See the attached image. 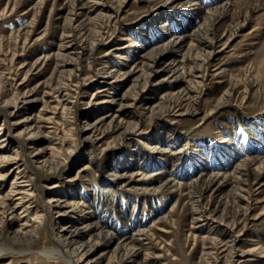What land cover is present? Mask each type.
I'll return each mask as SVG.
<instances>
[{"label":"rangeland","instance_id":"1","mask_svg":"<svg viewBox=\"0 0 264 264\" xmlns=\"http://www.w3.org/2000/svg\"><path fill=\"white\" fill-rule=\"evenodd\" d=\"M0 88V264H264V0H0Z\"/></svg>","mask_w":264,"mask_h":264},{"label":"bare ground","instance_id":"2","mask_svg":"<svg viewBox=\"0 0 264 264\" xmlns=\"http://www.w3.org/2000/svg\"><path fill=\"white\" fill-rule=\"evenodd\" d=\"M99 2V1H98ZM99 4V3H98ZM103 4V3H102ZM101 4V5H102ZM104 6V5H103ZM100 14V13H99ZM98 14V15H99ZM118 16V15H117ZM116 16V17H117ZM119 17V16H118ZM111 18H114L115 19V12L113 14H111ZM251 35V32L249 33ZM69 37V36H67ZM69 40V39H68ZM66 41V40H65ZM173 46H178V41L177 40H172L171 41ZM244 43V42H243ZM92 45H94V47L98 46L97 43H93ZM242 45V43L240 44ZM84 46V45H83ZM85 47V46H84ZM84 47H77L76 46V43H74L73 41H66L65 45H64V53L63 56L65 57H69V60L65 62V64L63 65V69H62V72H65V68H70V67H73L75 66V64L78 63L79 59L82 58V55L83 54H87V50L84 49ZM93 48L91 47L90 50H92ZM178 51V50H177ZM93 53V52H92ZM61 54V55H62ZM79 55L76 59V63L72 60L73 57H75V55ZM90 54V53H89ZM94 54V53H93ZM88 57V56H87ZM148 62H146L148 68H150V76H153V74L157 73L160 69H158L156 66V62L152 61V60H147ZM152 61V62H151ZM165 65V64H164ZM166 65H169V64H166ZM77 67V65H76ZM106 73V72H105ZM130 73V72H129ZM173 74L176 73V71H173L172 72ZM127 75V73H124ZM123 74V75H124ZM113 76V75H112ZM129 76V75H128ZM121 77V76H120ZM114 78H119V74ZM125 79V77H124ZM127 80V79H126ZM4 90V89H3ZM3 90L0 88V100H2V98H4V92ZM5 91V90H4ZM6 96V95H5ZM126 97L127 95H124L122 96V99L120 100L121 104V108H123L125 106L124 104V100H126ZM27 100V99H26ZM127 101V100H126ZM27 101H25V98L24 99H16L14 100V98H10V99H6L4 101V106L8 107V109H11V106H13L14 109H12L10 111V113L12 114L15 110H20L22 109V104H25ZM223 102V101H222ZM22 103V104H20ZM161 108V107H160ZM7 110V108H6ZM24 110V108H23ZM144 113L142 112V115ZM184 114V113H183ZM181 113H178V115H183ZM146 115V114H145ZM144 116V115H143ZM143 118V117H142ZM27 119H23V120H20L19 122H21V124H23V122H26ZM112 120V119H111ZM18 122V121H17ZM25 127V126H24ZM22 128V127H21ZM129 128V127H128ZM1 130V129H0ZM11 134V133H10ZM34 132L32 131L31 127H25V128H22L21 130H18L17 132V136L20 137V138H25L23 141H29L28 143L31 144L30 148H33L32 149V157H35L36 159H40L42 156V154L45 152V151H42L41 149H38L33 147L34 145V141H35V137H34ZM8 137V136H7ZM3 142V141H2ZM157 145L153 144L152 145V149H156ZM3 148V147H2ZM0 150H2L0 148ZM7 159V157H4V156H0V160L2 161H5ZM40 164L42 166H49L50 168H52L51 165H53V161L51 162H48V160H40L39 161ZM58 162V161H57ZM19 164V161L16 162V164ZM17 169H19L17 171V173H21L23 172L21 170V165H18L16 166ZM23 167V166H22ZM48 167V168H49ZM27 168V167H26ZM55 169V168H54ZM117 176V175H116ZM18 177H16L14 179V182H12L13 184L11 185L12 187L14 185L17 184V179ZM119 178H121V176H119ZM17 179V180H16ZM116 179V178H115ZM3 180V179H2ZM29 181H32V179H30ZM26 184V183H25ZM32 185V184H31ZM21 186V185H20ZM27 186V185H26ZM28 188V187H27ZM31 189V188H30ZM23 192V191H22ZM26 193V192H24ZM10 193L7 194V196H9ZM27 196H30V193H27L26 194ZM6 197V196H5ZM23 197V196H22ZM26 197V196H25ZM18 198V197H17ZM21 199V198H20ZM29 199V197L27 198ZM51 198H49L50 200ZM24 201V200H23ZM64 206V203L63 202H60V200L58 199V202L54 204V210L56 211V213L58 214L59 217H62L64 216L68 211L64 210L63 208ZM26 207V206H24ZM29 207V206H28ZM52 208V207H51ZM0 214H1V211H0ZM2 214H4V212L2 211ZM225 215V214H224ZM226 217V216H225ZM219 220V219H218ZM217 221V220H216ZM221 222L224 221L223 220V217H221ZM226 221V220H225ZM45 222V215L44 214H40V215H36V217L34 219H26V221L23 223L22 225V229L20 230H13V232L11 233L12 236L11 238H19L20 241H22L24 244H31V242L33 241L34 237H36L38 235V230L40 228V224H43ZM247 225V224H246ZM56 236H57V240L58 243H59V247L55 250H49L47 253H44L46 257H50V256H56L57 259H62V260H67L70 264H92V261L93 259L90 258V256L88 255V251L86 250V244L85 243H80V242H77V237H78V233H76V231H74L73 233H69V234H66L64 231L62 230H57L55 232ZM0 236H1V233H0ZM226 244V243H225ZM124 245V244H123ZM227 245L228 247L230 248L229 251L230 253H233V251L235 250V243L234 242H231V243H228L227 242ZM223 246V245H222ZM1 247V246H0ZM227 249V248H226ZM3 251H13L14 249H10V248H3L2 249ZM2 251V252H3ZM24 252V251H23ZM248 253L250 252V250H246V251H243V254L245 253ZM229 254V253H228ZM242 254V255H243ZM231 256V255H229ZM259 256L261 257H264V253L260 254ZM78 260H77V259ZM202 258V257H201ZM232 258V257H231ZM218 264V263H217Z\"/></svg>","mask_w":264,"mask_h":264}]
</instances>
